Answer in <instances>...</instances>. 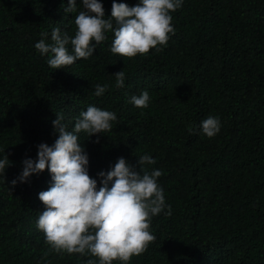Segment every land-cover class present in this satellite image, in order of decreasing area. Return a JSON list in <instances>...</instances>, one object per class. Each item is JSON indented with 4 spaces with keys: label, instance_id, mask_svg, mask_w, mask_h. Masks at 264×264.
<instances>
[{
    "label": "trees",
    "instance_id": "1",
    "mask_svg": "<svg viewBox=\"0 0 264 264\" xmlns=\"http://www.w3.org/2000/svg\"><path fill=\"white\" fill-rule=\"evenodd\" d=\"M99 2L110 18L113 0ZM115 2L132 7L139 0ZM67 6L0 0V159L11 162L0 174V264L96 259L49 251L37 228L44 210L38 194L52 183L47 170L11 184L40 144L58 138L56 114L71 131L90 105L117 116L109 132L79 134L98 188L97 174L121 157L139 172L138 158L148 154L156 163L143 168L163 173L165 212L151 222L156 240L128 264H264V0H183L162 51L122 58L111 53L114 33L107 32L92 57L51 69V54L42 56L35 44L53 43L54 28L74 37L84 9L80 0L76 12L65 13ZM122 70L118 88L114 75ZM97 84L108 85L100 97ZM145 90L147 108L130 103ZM209 116L221 125L213 138L201 128Z\"/></svg>",
    "mask_w": 264,
    "mask_h": 264
},
{
    "label": "clouds",
    "instance_id": "2",
    "mask_svg": "<svg viewBox=\"0 0 264 264\" xmlns=\"http://www.w3.org/2000/svg\"><path fill=\"white\" fill-rule=\"evenodd\" d=\"M80 3L84 10L75 16L74 37L54 28L53 43L41 39L35 44L42 56L51 54L47 60L51 69H64L92 57L96 46L107 39V32L114 33L111 53L122 58L147 55L153 49L162 51L175 32L171 13L182 6L183 0H139L132 7L113 0L111 17L107 19L99 0H80ZM76 10L77 0H68L64 12ZM114 76L116 87L123 88L124 71ZM107 89L108 85L97 84L94 94L100 97ZM149 102L146 90L130 100L140 109L147 108ZM56 117L53 126L58 138L54 144H40L37 159H25L21 175L11 184L15 187L17 181L26 183L32 175L45 170L50 173V187L38 194L44 210L37 219V228L44 234L50 252L96 258L89 259L87 264H128L156 240L151 222L153 217L165 212L164 192L158 183L163 173L143 168L156 163L148 154L138 158L139 172L121 157L107 173L97 174L101 185L98 188L97 180L89 175V158L81 147L79 134L92 137L111 131L112 122L117 120L116 113L90 105L80 113L71 131L63 122L62 114L57 113ZM220 127L219 119L212 116L201 123L202 132L208 138L215 137ZM10 163L6 155L0 159V174L4 176ZM165 214L171 215L170 206Z\"/></svg>",
    "mask_w": 264,
    "mask_h": 264
}]
</instances>
